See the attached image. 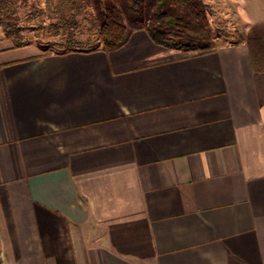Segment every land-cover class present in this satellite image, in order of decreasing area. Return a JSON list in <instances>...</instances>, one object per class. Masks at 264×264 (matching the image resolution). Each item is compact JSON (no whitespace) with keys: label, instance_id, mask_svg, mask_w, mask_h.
Segmentation results:
<instances>
[{"label":"crops","instance_id":"crops-1","mask_svg":"<svg viewBox=\"0 0 264 264\" xmlns=\"http://www.w3.org/2000/svg\"><path fill=\"white\" fill-rule=\"evenodd\" d=\"M219 1L208 54L0 42V264H264V0Z\"/></svg>","mask_w":264,"mask_h":264},{"label":"trees","instance_id":"trees-1","mask_svg":"<svg viewBox=\"0 0 264 264\" xmlns=\"http://www.w3.org/2000/svg\"><path fill=\"white\" fill-rule=\"evenodd\" d=\"M0 3L6 5L7 1L0 0ZM64 5L69 9L64 10ZM55 9L52 14L59 11L65 20L68 14L81 12L72 0H61L58 10ZM95 15L101 49L108 53L123 48L136 31L148 32L162 46L199 54L213 53L226 45L216 39L204 0H95ZM13 23H17L13 15L0 13V25H4L8 34L13 30ZM26 45L18 44V47ZM250 46L254 66L257 70L264 69V40L252 37Z\"/></svg>","mask_w":264,"mask_h":264},{"label":"rangeland","instance_id":"rangeland-1","mask_svg":"<svg viewBox=\"0 0 264 264\" xmlns=\"http://www.w3.org/2000/svg\"><path fill=\"white\" fill-rule=\"evenodd\" d=\"M6 1V5L0 3V13L2 16L13 15L17 23H13V30L9 34L5 31L4 25H0V42H6L3 45L14 44L18 47V44H27V47L31 46L30 50L40 48L44 53H56L70 46L89 49L100 44L99 33L95 31L97 25L95 0H72L77 3L81 12L67 13V20L59 11L52 14L53 7L56 8L54 11L58 10L59 0ZM204 1L215 11L212 21L213 27H216L214 31L217 39L220 34L216 9L222 8L223 4L219 0ZM67 9L69 7L64 5V10ZM225 9L228 10V7ZM235 10L231 9L230 15L233 16L235 13L241 15L239 5L235 6Z\"/></svg>","mask_w":264,"mask_h":264}]
</instances>
